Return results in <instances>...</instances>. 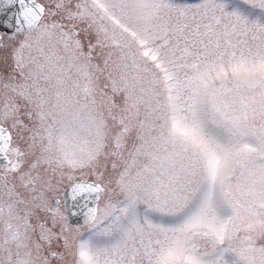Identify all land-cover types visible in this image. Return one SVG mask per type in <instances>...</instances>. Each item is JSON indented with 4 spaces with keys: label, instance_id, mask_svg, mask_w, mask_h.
<instances>
[{
    "label": "snow or ice",
    "instance_id": "1",
    "mask_svg": "<svg viewBox=\"0 0 264 264\" xmlns=\"http://www.w3.org/2000/svg\"><path fill=\"white\" fill-rule=\"evenodd\" d=\"M0 264H264V0H0Z\"/></svg>",
    "mask_w": 264,
    "mask_h": 264
}]
</instances>
